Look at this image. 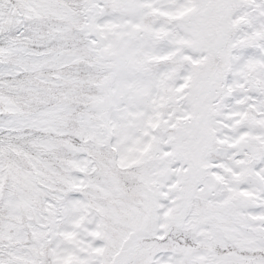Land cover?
<instances>
[{
    "label": "snow or ice",
    "instance_id": "1",
    "mask_svg": "<svg viewBox=\"0 0 264 264\" xmlns=\"http://www.w3.org/2000/svg\"><path fill=\"white\" fill-rule=\"evenodd\" d=\"M0 264H264V0H0Z\"/></svg>",
    "mask_w": 264,
    "mask_h": 264
}]
</instances>
